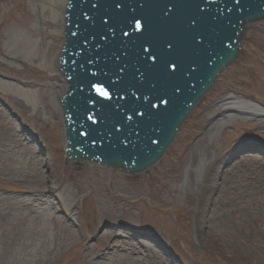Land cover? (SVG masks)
<instances>
[{
    "label": "rangeland",
    "instance_id": "374dc122",
    "mask_svg": "<svg viewBox=\"0 0 264 264\" xmlns=\"http://www.w3.org/2000/svg\"><path fill=\"white\" fill-rule=\"evenodd\" d=\"M45 6L46 0H0V146L10 153L0 160L14 169L0 173V204L31 199L39 191L59 194L64 209L74 201V218L67 221L78 243L44 264L106 261L104 253L109 257L115 245L119 253L147 251L153 264H264V120L250 105L264 108V19L247 27L237 58L162 158L136 174L67 157L62 110L55 104L66 82L59 71L40 64L43 58L56 60L63 20L46 19ZM29 40L38 42L31 55ZM19 88L36 92L35 102L26 101ZM229 97L249 106L234 120H228ZM248 154L257 160L236 164ZM106 233L113 243L108 249ZM31 248L22 254L15 242H0V264L35 263Z\"/></svg>",
    "mask_w": 264,
    "mask_h": 264
},
{
    "label": "water",
    "instance_id": "95a60500",
    "mask_svg": "<svg viewBox=\"0 0 264 264\" xmlns=\"http://www.w3.org/2000/svg\"><path fill=\"white\" fill-rule=\"evenodd\" d=\"M65 7L67 154L129 173L160 159L238 56L244 30L264 19V0H67Z\"/></svg>",
    "mask_w": 264,
    "mask_h": 264
},
{
    "label": "bare ground",
    "instance_id": "6f19581e",
    "mask_svg": "<svg viewBox=\"0 0 264 264\" xmlns=\"http://www.w3.org/2000/svg\"><path fill=\"white\" fill-rule=\"evenodd\" d=\"M66 5L67 0H46L45 11L47 14H45V18L49 20L61 18L63 20L64 27V12H66ZM251 24H253V22ZM63 27L61 32H63L64 35ZM37 47V40H29V45L26 51L30 55L34 54L37 50ZM59 54L60 52L58 53L56 60H53L52 63L43 58L42 61H40V64H42L46 68H49L50 70L59 71L61 73L60 65L58 62ZM61 75L63 76L62 73ZM5 84H8V86L11 85L8 82H5ZM67 85L68 84L66 82L65 85L61 87L59 100L57 99V97L55 99V104L62 110L63 118L65 111L61 102V95L64 91H66ZM52 87L58 88L56 84L52 85ZM19 90H22L23 96H25L26 101H29L31 104L35 102L36 92L30 90L25 91L21 88H19ZM247 102L250 103V101ZM240 103L242 102H237L230 97L227 99V101L225 102L226 108L232 111L231 113H229L228 120H234L235 118H237V116L241 115L240 113L247 112L246 109L249 108V106H247L246 104L244 105V103ZM251 103L257 104L253 101H251ZM253 104L250 105L254 107V110L261 113V117L264 120V108H261L258 104V106ZM14 106L15 108L19 109L22 108V105L20 103H14ZM255 121L257 122L259 120ZM226 124V121H222L219 126L223 128L226 126ZM64 140L66 146V137ZM231 151L232 150H228L229 155ZM1 154L5 156L10 155V153L6 152V150L1 148L0 146V158L2 156ZM226 157H228V154L225 156V159ZM247 157H240L238 163L236 164H240L241 166L251 165L252 160H257L256 157H258V155L248 154ZM7 159H10V157H7ZM2 161L4 160H0V173H9L14 171V169L10 171L9 166L2 167ZM41 163H43V161ZM14 164L15 163H13L12 165ZM44 165L47 166L48 164L44 163ZM87 165L90 166L93 165V163ZM110 169L115 172V169ZM30 200H32V203L30 202ZM73 202L74 201L72 200V202L68 205V208L64 209V207L61 206L62 203L59 194H53L48 197L41 191H39L31 199H21L19 201L15 200L10 204H0V242H4L5 245H10L15 242L17 252L22 254L27 253L28 249L32 247V245H34L35 248H31L36 250L33 258L38 257V259L36 258V261L34 260L35 263L32 264H44L46 262H49L51 258L64 247L72 246L78 243L77 234L72 228V225L67 221L74 218V211L73 209H70V207L73 205ZM35 205H37L39 208L34 209ZM43 206H45L46 208ZM41 208L44 209V211H39V209ZM51 208L54 209V211H51ZM59 210L63 211V216L54 214ZM149 237L152 238L151 236ZM102 241L107 249L111 248V246L113 245L109 233H106L104 235ZM36 245H40V247L37 248ZM6 247L7 246H5L4 249L5 251H7ZM116 247L117 245H115V247L113 248L116 249ZM130 249L132 251H128L125 253L115 252L112 249L110 250L111 252L108 255L109 257H107V254L104 253V257L107 258L106 261H97L92 264H153L151 253H147V251L145 252L139 248ZM132 252H136L137 254L139 253V255L135 257L133 256ZM28 254L31 255V251ZM92 257H94V255H92L90 259ZM31 261L33 262V259H31Z\"/></svg>",
    "mask_w": 264,
    "mask_h": 264
},
{
    "label": "snow or ice",
    "instance_id": "6c2138e0",
    "mask_svg": "<svg viewBox=\"0 0 264 264\" xmlns=\"http://www.w3.org/2000/svg\"><path fill=\"white\" fill-rule=\"evenodd\" d=\"M137 28H139V24H137ZM98 91H100V89H97ZM102 95H107V93H105V92H102L101 93Z\"/></svg>",
    "mask_w": 264,
    "mask_h": 264
}]
</instances>
